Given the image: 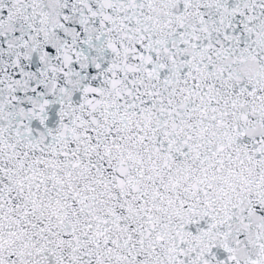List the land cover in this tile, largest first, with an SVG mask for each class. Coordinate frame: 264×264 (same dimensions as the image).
Returning a JSON list of instances; mask_svg holds the SVG:
<instances>
[{
  "label": "snow or ice",
  "instance_id": "snow-or-ice-1",
  "mask_svg": "<svg viewBox=\"0 0 264 264\" xmlns=\"http://www.w3.org/2000/svg\"><path fill=\"white\" fill-rule=\"evenodd\" d=\"M0 264H264V0H0Z\"/></svg>",
  "mask_w": 264,
  "mask_h": 264
}]
</instances>
